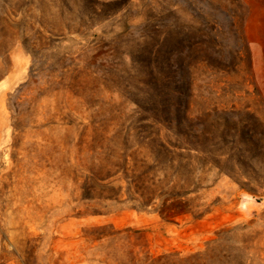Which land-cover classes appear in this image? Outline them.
<instances>
[{"label":"rangeland","instance_id":"374dc122","mask_svg":"<svg viewBox=\"0 0 264 264\" xmlns=\"http://www.w3.org/2000/svg\"><path fill=\"white\" fill-rule=\"evenodd\" d=\"M0 264H264V0H0Z\"/></svg>","mask_w":264,"mask_h":264},{"label":"trees","instance_id":"16d2710c","mask_svg":"<svg viewBox=\"0 0 264 264\" xmlns=\"http://www.w3.org/2000/svg\"><path fill=\"white\" fill-rule=\"evenodd\" d=\"M166 217H168V218H172V217H174V215H166Z\"/></svg>","mask_w":264,"mask_h":264}]
</instances>
